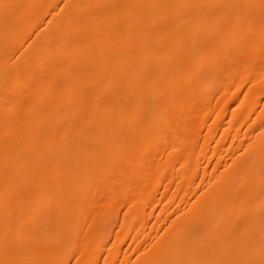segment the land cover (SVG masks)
Listing matches in <instances>:
<instances>
[{"label":"bare ground","instance_id":"6f19581e","mask_svg":"<svg viewBox=\"0 0 264 264\" xmlns=\"http://www.w3.org/2000/svg\"><path fill=\"white\" fill-rule=\"evenodd\" d=\"M0 264H264V0H0Z\"/></svg>","mask_w":264,"mask_h":264}]
</instances>
